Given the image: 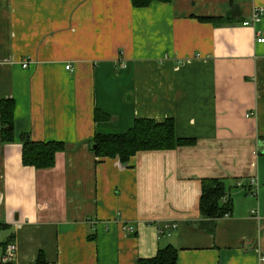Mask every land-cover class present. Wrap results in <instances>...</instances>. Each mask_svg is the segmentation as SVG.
<instances>
[{"label": "crops", "instance_id": "0c3cea01", "mask_svg": "<svg viewBox=\"0 0 264 264\" xmlns=\"http://www.w3.org/2000/svg\"><path fill=\"white\" fill-rule=\"evenodd\" d=\"M259 8L0 0V103H16L17 140L0 135V243L17 246L8 264L41 252L48 264H138L170 245L178 264H264V16L244 25ZM137 119L174 120L194 145L127 165L96 156V135ZM21 136L65 149L53 168L27 167ZM206 179L225 182L229 217L200 215Z\"/></svg>", "mask_w": 264, "mask_h": 264}, {"label": "trees", "instance_id": "16d2710c", "mask_svg": "<svg viewBox=\"0 0 264 264\" xmlns=\"http://www.w3.org/2000/svg\"><path fill=\"white\" fill-rule=\"evenodd\" d=\"M172 0H132L136 8H146L153 3H171ZM233 8V6H232ZM214 23L232 21L226 18L208 19ZM16 103L13 99L2 100L0 103L1 142L12 143L17 140L15 122ZM107 119L108 117H103ZM23 145L22 162L24 166L36 169H50L56 165V155L63 152L62 142H34L21 136ZM94 153L99 158H118L127 165L131 158L140 152L175 150L182 146L194 145V141L178 138L174 120L156 122L151 119H137L134 126L125 134H98L93 140ZM264 154V153H263ZM225 199V201H224ZM200 215L204 219L219 220L233 211L232 201L228 198L225 182L220 179H206L202 181V194L199 201ZM11 240L0 243L5 248ZM178 250L173 246L160 248L155 257L140 259L138 264H178ZM36 264H48L44 252L38 256Z\"/></svg>", "mask_w": 264, "mask_h": 264}, {"label": "built area", "instance_id": "2783aa9c", "mask_svg": "<svg viewBox=\"0 0 264 264\" xmlns=\"http://www.w3.org/2000/svg\"><path fill=\"white\" fill-rule=\"evenodd\" d=\"M264 16V8H259L254 11V14L251 17V20L249 22H245L244 25H250L251 23H257L261 17ZM258 43H264V39H258ZM23 67L27 68L28 67V62L23 63ZM71 66H67V69L69 70ZM252 184H254V181L252 180ZM225 201V199H224ZM225 217H229V215H226ZM175 228V226H173ZM124 230L126 233L132 234L135 232V229L130 226H124ZM17 253V246L15 243H10L7 245L4 251V255L1 258V263L2 264H8L11 263L15 260V256ZM262 261L264 262V257H262Z\"/></svg>", "mask_w": 264, "mask_h": 264}, {"label": "water", "instance_id": "95a60500", "mask_svg": "<svg viewBox=\"0 0 264 264\" xmlns=\"http://www.w3.org/2000/svg\"><path fill=\"white\" fill-rule=\"evenodd\" d=\"M95 148H96V146L93 147V149H95Z\"/></svg>", "mask_w": 264, "mask_h": 264}]
</instances>
